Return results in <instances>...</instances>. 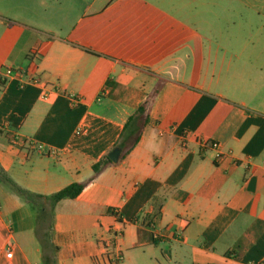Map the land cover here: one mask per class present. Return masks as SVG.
Listing matches in <instances>:
<instances>
[{
	"label": "crops",
	"instance_id": "obj_1",
	"mask_svg": "<svg viewBox=\"0 0 264 264\" xmlns=\"http://www.w3.org/2000/svg\"><path fill=\"white\" fill-rule=\"evenodd\" d=\"M258 17L249 0H0V65L39 79L0 76V180L83 184L51 209L57 264H264ZM0 194V264H42L38 202Z\"/></svg>",
	"mask_w": 264,
	"mask_h": 264
},
{
	"label": "trees",
	"instance_id": "obj_2",
	"mask_svg": "<svg viewBox=\"0 0 264 264\" xmlns=\"http://www.w3.org/2000/svg\"><path fill=\"white\" fill-rule=\"evenodd\" d=\"M143 113H144L143 107H139L136 113L129 118L125 126L127 128L129 127V135L126 137L127 139L126 151L131 149L139 139L141 130L146 123V116H144ZM108 162H109L108 157H105L100 161L94 163L92 166L93 172L95 174L98 173ZM8 182L12 186L13 190L26 202H35L37 199H41L42 211L44 210V207L47 204L49 206L50 213L52 207L57 201L64 198L77 197L81 192V190L83 189V184L73 182L52 194L41 195V194L33 193L24 188H21L11 180H8ZM36 234L42 250V264H57L56 256H55L57 247L52 243L50 234L49 233L41 234L38 231V229H36Z\"/></svg>",
	"mask_w": 264,
	"mask_h": 264
},
{
	"label": "rangeland",
	"instance_id": "obj_3",
	"mask_svg": "<svg viewBox=\"0 0 264 264\" xmlns=\"http://www.w3.org/2000/svg\"><path fill=\"white\" fill-rule=\"evenodd\" d=\"M249 2L255 7L257 10V13L259 12V17L255 18L254 21H252V24L254 26H257L258 24H261L264 26V0H249ZM4 175L7 176V174L4 172ZM0 188L3 190V192H14L12 186L10 183L6 181V179L1 178L0 180ZM2 195L0 194V202H2ZM36 202H38V205H35V213L37 215V229L41 234L49 233L50 231V212H49V206L46 204L44 207V210L42 211V200L37 199ZM50 252V251H49Z\"/></svg>",
	"mask_w": 264,
	"mask_h": 264
},
{
	"label": "built area",
	"instance_id": "obj_4",
	"mask_svg": "<svg viewBox=\"0 0 264 264\" xmlns=\"http://www.w3.org/2000/svg\"><path fill=\"white\" fill-rule=\"evenodd\" d=\"M0 76H4V77H9V78H17L20 81V86H24L25 84H38L39 83V79L36 77L31 76L30 74H28L26 71L22 70V69H15V68H11V67H7V66H1L0 65ZM42 98L46 99L48 96L46 93H43L41 95ZM212 146H216V143H213ZM48 152H51L50 150H48ZM7 257L11 256V250H9L6 253ZM249 264H254V263H249Z\"/></svg>",
	"mask_w": 264,
	"mask_h": 264
},
{
	"label": "water",
	"instance_id": "obj_5",
	"mask_svg": "<svg viewBox=\"0 0 264 264\" xmlns=\"http://www.w3.org/2000/svg\"><path fill=\"white\" fill-rule=\"evenodd\" d=\"M119 154H120V148L115 147L107 154V156L112 162H116L119 158Z\"/></svg>",
	"mask_w": 264,
	"mask_h": 264
}]
</instances>
